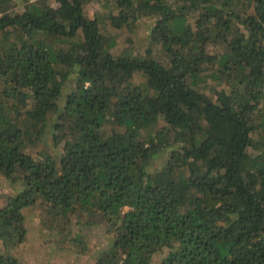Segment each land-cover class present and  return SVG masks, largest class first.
I'll return each mask as SVG.
<instances>
[{
    "label": "trees",
    "instance_id": "1",
    "mask_svg": "<svg viewBox=\"0 0 264 264\" xmlns=\"http://www.w3.org/2000/svg\"><path fill=\"white\" fill-rule=\"evenodd\" d=\"M52 1L0 0V264L30 210L93 264H264V0Z\"/></svg>",
    "mask_w": 264,
    "mask_h": 264
},
{
    "label": "rangeland",
    "instance_id": "2",
    "mask_svg": "<svg viewBox=\"0 0 264 264\" xmlns=\"http://www.w3.org/2000/svg\"><path fill=\"white\" fill-rule=\"evenodd\" d=\"M48 2L57 8L58 4L53 3L52 0ZM104 14L101 7L95 4H90L88 8V15L92 17L94 14ZM153 25L152 20L142 19L137 25V29L133 32L127 33L124 37L117 39L116 44L112 50L114 56H117L120 49L122 50L125 38L131 39L135 43L134 50H143L148 44V34ZM109 32L108 27L106 28ZM208 52H214L213 47L208 49ZM14 192L10 184L0 177V207L5 201L6 197ZM27 229L28 237L18 247L16 254L19 264H93V256L106 248L109 240L104 236L101 227H96L91 232H87V242L91 248L89 254L79 255L75 245L69 241H61L54 236V232L43 230L39 225V213L36 211H27ZM56 238L57 241H54ZM1 251V245H0ZM159 257L154 258V262Z\"/></svg>",
    "mask_w": 264,
    "mask_h": 264
}]
</instances>
